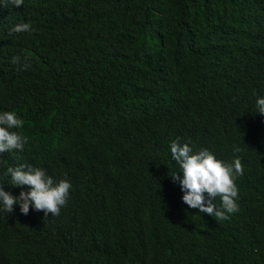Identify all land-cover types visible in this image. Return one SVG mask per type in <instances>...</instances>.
<instances>
[{"label":"trees","instance_id":"16d2710c","mask_svg":"<svg viewBox=\"0 0 264 264\" xmlns=\"http://www.w3.org/2000/svg\"><path fill=\"white\" fill-rule=\"evenodd\" d=\"M260 97L264 0H0V112L28 138L0 184L27 191L20 164L71 183L59 216L0 211V264H264ZM177 137L239 156L227 220L183 203Z\"/></svg>","mask_w":264,"mask_h":264},{"label":"clouds","instance_id":"9594fccd","mask_svg":"<svg viewBox=\"0 0 264 264\" xmlns=\"http://www.w3.org/2000/svg\"><path fill=\"white\" fill-rule=\"evenodd\" d=\"M14 7L24 4V0H9ZM14 32H32L30 23H20L12 29ZM18 58H13L16 63ZM257 113L264 115V97L256 100ZM24 121L14 111L0 112V153H11L14 150L23 151L28 142L12 129H21ZM191 141L182 143L177 137L170 144L172 159L179 166L178 171L170 175L174 183H178L183 192L182 201L189 208L199 209L216 220H227L226 213L231 214L239 210L236 203L238 188L235 180L243 174V166L239 156L231 163L218 159L214 153L206 148L194 150ZM239 151V149H235ZM182 173V176L180 175ZM4 175L10 176L11 186H27V191H21L14 196L5 191L0 184V211L11 213L15 205H19L20 212L29 213L30 208L42 211L47 217L59 216L61 208L66 205L71 183L67 178L56 180L48 175L42 167L30 164L7 167ZM219 198L221 203L217 207L214 202Z\"/></svg>","mask_w":264,"mask_h":264}]
</instances>
